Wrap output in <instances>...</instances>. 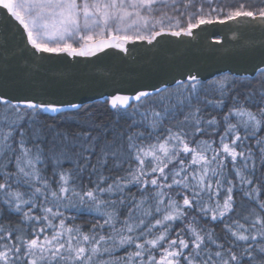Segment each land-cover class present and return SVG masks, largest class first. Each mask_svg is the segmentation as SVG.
<instances>
[{"label":"snow or ice","instance_id":"6c2138e0","mask_svg":"<svg viewBox=\"0 0 264 264\" xmlns=\"http://www.w3.org/2000/svg\"><path fill=\"white\" fill-rule=\"evenodd\" d=\"M0 264H264V0H0Z\"/></svg>","mask_w":264,"mask_h":264},{"label":"water","instance_id":"95a60500","mask_svg":"<svg viewBox=\"0 0 264 264\" xmlns=\"http://www.w3.org/2000/svg\"><path fill=\"white\" fill-rule=\"evenodd\" d=\"M223 30V38L227 42L231 38V32L227 30L225 26H215L214 28H210L209 32L201 33L200 37H198L197 41V47L192 50V53L190 54V58L198 59L207 61L208 63H212V55L208 50V44L213 39V36L216 35L220 30ZM199 31V30H197ZM249 38L259 41L261 39L259 32H253L249 34ZM177 38L168 37V40H176ZM187 39V38H185ZM178 52L183 51V46H176ZM103 57V54H100ZM104 63L100 65L101 72H98L97 75L102 74V71L106 70L108 66L111 64L110 57H104ZM178 63H183V59L178 58ZM48 67V66H46Z\"/></svg>","mask_w":264,"mask_h":264}]
</instances>
